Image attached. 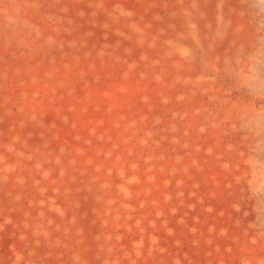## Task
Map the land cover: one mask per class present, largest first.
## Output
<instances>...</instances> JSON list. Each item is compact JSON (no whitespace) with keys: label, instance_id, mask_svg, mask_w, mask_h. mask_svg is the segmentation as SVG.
I'll use <instances>...</instances> for the list:
<instances>
[{"label":"rangeland","instance_id":"374dc122","mask_svg":"<svg viewBox=\"0 0 264 264\" xmlns=\"http://www.w3.org/2000/svg\"><path fill=\"white\" fill-rule=\"evenodd\" d=\"M71 1H75L76 3ZM93 2L96 9L93 5ZM205 2L207 3L208 6L206 5ZM189 3H191V7L188 6ZM245 4L246 6L244 9L246 11L243 8H242L243 12L242 9L241 11H238L237 21L232 22L229 25L227 24V22H225L220 17H218L215 11H211L208 9L211 5L205 0H192V1L190 0H150V1L149 0H136V1L135 0H113V1L112 0H102V1L101 0H66V1L63 0V2L61 0H48V1L43 0V2L41 3L39 0H21V2L20 0L18 1L0 0V28L2 29V30L0 29V108L4 109L0 113L2 115L5 114V117L3 118H1L0 116V125H1L0 137L1 136L3 137L1 138L2 140L0 139V197L3 196L4 198H6V202H10L9 205L12 204L11 205L12 208L15 207L14 205L15 200L20 199L22 201H26L28 207L35 206L37 207V209L39 208L45 210L39 213H43L48 210L50 217L51 216L53 217V218L51 217L49 228L53 229L54 226L58 225V227H56L58 229H55V232H58L57 234H59L58 236L56 235L57 236V238H55L56 241L54 240L53 237H51L50 239V237L47 236L46 231L44 233L42 229L41 231L39 227H36V225L31 224V221L29 220L30 214L28 213L30 209H27V206L19 210L15 207L12 209L14 217L12 216L9 217L4 214L0 215V220H1L0 235L3 236V238L9 239L7 248L4 250V252H1L0 254L2 256V257L0 256V260H2L3 257H6L8 255L12 256L13 259V255L15 253L21 252L22 256L24 255L23 262L21 264H51V263L52 264H64V263L83 264L82 262L86 264L87 261L89 260L87 258H89L90 256H94L93 259H98L101 264H122V262H124V264L126 263L131 264L132 262H135L134 260H136V256L139 254L138 250L140 249V247L136 249L137 240L143 241L145 239V243L151 240V244H152L151 246L154 247L151 249L155 250V252H152V254L156 253L155 254L156 258L154 257L149 258L147 256V264H150L151 262H155L156 264H161V263L162 264H200V263L212 264L213 261H217L218 258H223L226 264H236V263L239 264L240 255H241L239 254L241 252V250L239 251V249L241 246H243L242 243H240L239 245L235 244L234 247H236V250L234 251L230 248H227V245L224 244L225 241L220 239L221 235L223 234L226 238H231L232 234H234L235 232L237 236L238 235L237 233L239 231L240 234H243V232L244 234H247L251 230H254L256 233L258 232L261 235L260 232L264 228V212H262L264 211V201H263L264 200V142L262 140H258L256 137L257 136V134H255V129L257 128L256 125L245 120L246 118H244V115L242 113H239L234 108L235 106H232V102H238L242 106L248 107L254 115H258V116L264 115V107H263L264 95H261L264 92L262 90L264 89L262 87L263 85H258L259 87L248 85L242 79V75L244 72H248L249 74L254 73V69L249 64V60L251 56L249 54L250 52L252 53L251 48L255 41L254 39L256 34L254 33L256 31V27L253 24L254 23L253 12H255V10L252 9L253 7H250L248 2H245ZM48 5L50 7H48ZM59 5H61V7ZM66 5H69L70 7ZM18 7L20 9H18ZM65 8L68 10H66ZM210 8L212 9V7ZM86 9H88V11ZM69 14L72 16L70 17ZM165 17H167L168 19L167 18L165 19ZM186 17L188 21L186 20ZM148 22H150V24ZM181 24L184 26H182ZM76 25L80 27H77ZM236 25L239 27L238 29ZM227 26H231V27H227ZM169 27H171L172 29ZM161 29H163L164 31ZM240 29H242L241 32H239ZM74 30H76V32ZM192 30L199 32L197 38L198 40H201V44L198 45L196 39L192 37L191 35ZM82 31H84L85 33ZM82 33L83 36L81 35ZM94 36L95 39L93 38ZM231 39L234 41V43ZM163 45L166 46L164 47ZM145 47L147 49H144ZM141 48L143 49V51ZM42 49L43 51H41ZM219 49H223V50H219ZM111 51L113 53H111ZM158 53H160L161 55ZM85 56L88 58H86ZM97 62H99L100 65ZM241 62H243L246 68L240 65ZM90 63L92 64L90 65ZM110 71L111 74H108ZM93 73L95 74L93 75ZM89 85L91 86L87 87ZM104 85L105 87H103ZM159 85L161 86L162 89L160 88ZM110 86L111 88L115 86L113 87V89H116V91H118L119 93L121 92L120 94H122L126 90V92L124 93L126 97L124 98V102L122 104L123 106L125 105L126 107L124 116L121 115L120 111H123L121 108L120 111L117 110L118 112H114L113 116H111L109 114V112L112 110L111 109L112 107H110L111 104L109 102L108 103L105 102L104 105L102 106L106 108L105 111L103 108H101V110H97L96 112L94 111L91 112L92 114L89 113V120L91 119L90 120L91 122L92 121L96 122L95 125L93 123L91 124V122L90 124L88 123L84 124L83 121H80L77 118H75V112L78 111L77 110L78 104L81 103L87 104L88 102H90V99L93 98V95L91 94L95 93L98 90H102L103 88ZM151 86H153L154 88H152ZM180 90H182V92H180ZM73 91L76 92L73 93ZM141 91L142 93H140ZM47 92L49 94H46ZM150 97H152V99ZM62 100L65 101L63 102ZM107 100L108 99H106L105 101ZM75 102L77 103L75 104ZM35 103L41 104L42 111L34 112L32 107L31 108L29 107V106H34ZM55 109H57L58 112L60 111L58 119L52 117L54 115L53 111ZM183 115H184V119H183ZM70 117L74 118L73 121L72 118ZM12 118H14L15 120L12 121ZM123 120L126 121L127 123L125 122L126 123L125 124ZM5 122L6 124L8 122L13 123V124L10 123L13 126L12 127L13 130L5 126L6 125ZM37 122L39 125L37 124ZM101 122H105V124L108 126L107 128L108 131L106 128H103L101 126ZM119 122L122 124V126L121 125L120 126L123 128L118 126ZM196 124H198L199 126ZM27 129H29V131ZM101 130H103L102 133L99 132ZM127 134H129L130 136ZM100 139L104 140L103 141L105 143V144L103 143L104 146L101 145V142L99 141ZM61 140H63L64 142ZM95 144H97V146ZM110 145L111 148H109ZM127 145L129 146L127 147ZM119 150L120 152H118ZM51 151L53 153H51ZM115 153L117 154L115 155ZM87 155H89L91 158ZM178 156L181 157L179 158ZM200 156L204 158H201ZM87 158L90 159L86 160ZM72 160L74 163L72 162ZM120 160H122V162ZM19 161L20 164L21 162L24 161L23 163L25 164V166L23 167L20 166ZM168 161L169 163H167ZM196 163L198 164L196 165ZM86 164L89 165L87 166ZM144 164L147 167H145ZM155 164L156 166L154 167ZM43 165H45L46 167ZM34 166L35 168H39V170L42 172L41 175L39 176L41 181L39 180L38 182H36L35 180L32 179V175L30 171ZM47 166L50 168H48ZM171 167L173 169H171ZM93 169L95 171H93ZM63 172H68V173H63ZM144 172L147 173L148 176L144 174ZM172 175L173 177H171ZM55 177H57V179L58 178L60 179L57 180ZM12 180L16 181L18 186H16L15 184L13 185ZM63 181L65 182L66 185L63 184ZM127 183L132 185L130 191L124 189ZM152 183H154V185ZM40 185L45 187L48 185L47 189L49 190V193L51 195L55 194L54 196L58 200L59 204L60 205L62 204V206L57 209L56 213L55 212L51 213L52 210L48 208H44V206L43 207L38 206L40 205L38 203V196L40 194L38 195V193L41 191V187H42ZM36 186L38 189L36 188ZM151 186L153 189H151ZM63 187H65V189ZM128 187L130 186L128 185ZM102 189H106L107 191ZM147 193H149L150 195ZM142 196L144 197V199ZM122 198L124 199L122 200ZM220 198L222 199V201ZM258 200L261 203H259ZM128 207L134 209L137 208L135 209V212L132 213L133 215L135 214V217L133 216L127 217L125 218L126 220L124 222H129L133 226H137L139 223H141L140 225H143L144 227H146L147 230H149L144 237L137 236L134 239V237L131 236V233L135 231L130 232L129 229H127L122 225V222L124 220L123 219L124 217L122 218L123 216L122 213L124 210H129ZM88 213L89 215H87ZM73 214L75 217L73 216ZM225 215L226 216L229 215V216L226 217ZM22 217L23 220L25 219L24 221L22 220ZM253 219H255V221ZM21 220L22 222H20ZM82 221H86V223L89 222L91 224L90 227H87L86 225L84 226ZM81 223L82 226L80 225ZM218 228H220L221 230L219 231ZM233 229L235 232H233ZM134 234L136 235L137 233ZM23 235L24 237H22ZM62 235L63 237H60ZM1 236L0 239L2 240ZM22 238L23 240H21ZM33 239L34 241H32ZM29 243L32 244L30 245ZM129 243L130 246L128 245ZM34 247H36V249H34ZM17 249L20 250L18 251ZM35 251L37 254L35 253ZM82 254H83V258H82ZM109 255L112 256L110 257ZM73 260H75V262ZM173 260L175 262H173ZM50 261L52 262L49 263ZM11 264H17V262L16 261L14 262V260H12Z\"/></svg>","mask_w":264,"mask_h":264},{"label":"bare ground","instance_id":"6f19581e","mask_svg":"<svg viewBox=\"0 0 264 264\" xmlns=\"http://www.w3.org/2000/svg\"><path fill=\"white\" fill-rule=\"evenodd\" d=\"M18 1V0H17ZM40 1V3L41 2H43V0H39ZM48 1V0H47ZM62 2H63V0H61ZM66 1V0H65ZM102 1V0H101ZM113 1V0H112ZM136 1V0H135ZM150 1V0H149ZM190 1H192V0H190ZM205 1H207L211 6L210 7H212V9L209 7L208 9L209 10H211V11H215L217 14V16L218 17H220L222 20H224L225 22H227V24H231L232 22H235V21H237V19H238V16H237V12L238 11H241V9L243 8H245V6H246V4H245V2H248L249 3V5H250V7H253L252 9H254L255 10V12H253V16H254V25H255V27H256V31L254 32V33H256L255 34V41H254V43H253V46H252V53L250 52V54L249 55H251L250 56V60H249V64L252 66V68L254 69V73L253 74H249L248 72H244L243 73V75H242V79H243V81L246 83V84H248V85H252V86H258V85H263L262 87L264 88V0H205ZM20 2H21V0H20ZM25 2V1H24ZM52 2H54V1H52ZM71 2H75V1H71ZM88 2V1H87ZM91 2V1H90ZM106 2V1H105ZM119 2V1H118ZM126 2V1H125ZM175 2V1H174ZM179 2V1H178ZM211 2H212V4H211ZM50 3V2H49ZM49 3H47V4H49ZM76 3V2H75ZM74 3V4H75ZM81 3V2H80ZM99 3V2H98ZM117 3V2H116ZM128 3V2H127ZM148 3V2H147ZM206 3V2H205ZM53 4V3H52ZM78 4H79V2H78ZM82 4V3H81ZM126 4V3H125ZM131 4V3H130ZM136 4V3H135ZM178 4V3H177ZM38 5V4H37ZM54 5V4H53ZM56 5H57V3H56ZM63 5V4H62ZM93 5H94V2H93ZM138 5V4H137ZM201 5V4H200ZM206 5H207V3H206ZM205 5V6H206ZM60 7H61V5H59ZM66 6H69V5H66ZM72 6V5H71ZM105 6V5H104ZM120 6V5H119ZM142 6V5H141ZM180 6V5H179ZM183 6V5H182ZM188 6H190L191 7V3H189L188 4ZM208 6V5H207ZM48 7H50L49 5H48ZM47 7V8H48ZM56 7V6H55ZM58 7V6H57ZM70 7V6H69ZM88 7V6H87ZM94 7H95V5H94ZM106 7H107V5H106ZM131 7H133V6H131ZM149 7V6H148ZM167 7V6H166ZM186 7V6H185ZM26 8V7H25ZM44 8V7H43ZM42 8V9H43ZM52 8V7H51ZM68 8V7H67ZM81 8V7H80ZM130 8V7H129ZM197 8V7H196ZM202 8V7H201ZM201 8H200V10H201ZM2 9V8H1ZM18 9H20L19 7H18ZM56 9V8H55ZM66 9V8H65ZM69 9V8H68ZM68 9H66V10H68ZM76 9H77V7H76ZM95 9H96V7H95ZM101 9V8H100ZM111 9V8H110ZM140 9V8H139ZM148 9V8H147ZM150 9V8H149ZM169 9V8H168ZM186 9V8H185ZM185 9H184V11H185ZM243 9H242V12H243ZM47 10V9H46ZM45 10V11H46ZM75 10V9H74ZM87 11H88V9H86ZM159 10V9H158ZM158 10H157V12H158ZM160 10H161V8H160ZM180 10V9H179ZM187 10V9H186ZM206 10V9H205ZM245 10V9H244ZM20 11V10H19ZM50 11V10H49ZM84 11V10H83ZM112 11V10H111ZM134 11V10H133ZM246 11V10H245ZM53 12V11H52ZM92 12V11H91ZM135 12V11H134ZM148 12V11H147ZM154 12V11H153ZM162 12V11H161ZM183 12V11H182ZM3 13V12H2ZM23 13H26V12H23ZM72 13V12H71ZM81 13V12H80ZM87 13H89V12H87ZM103 13V12H102ZM173 13V12H172ZM199 13V12H198ZM203 13V12H202ZM208 13V12H207ZM248 13V12H247ZM251 13V12H250ZM28 14V13H27ZM64 14V13H63ZM161 14V13H160ZM197 14V13H196ZM243 14V13H242ZM56 15V14H55ZM60 15V14H59ZM67 15V14H66ZM123 15V14H122ZM158 15V14H157ZM173 15V14H172ZM179 15V14H178ZM214 15V14H213ZM245 15V14H244ZM251 15V14H250ZM69 16L71 17L72 15H70L69 14ZM133 16V15H132ZM170 16H171V14H170ZM203 16V15H202ZM34 17H35V15H34ZM40 17H42V16H40ZM69 17V18H70ZM79 17V16H78ZM162 17V16H161ZM205 17V16H204ZM73 18H74V16H73ZM72 18V19H73ZM139 18V17H138ZM155 18V17H154ZM167 17H165V19H166ZM174 18V17H173ZM208 18H209V16H208ZM207 18V19H208ZM243 18V17H242ZM241 18V19H242ZM124 19V18H123ZM134 19V18H133ZM159 19H160V17H159ZM168 19V18H167ZM175 19V18H174ZM190 19H193V18H190ZM214 19V18H213ZM42 20V19H41ZM45 20H46V18H45ZM53 20V19H52ZM118 20V19H117ZM131 20V19H130ZM141 20H142V18H141ZM170 20V19H169ZM180 20V19H179ZM186 20H187V17H186ZM240 20V19H239ZM68 21V20H67ZM145 21V20H144ZM143 21V22H144ZM161 21V20H160ZM173 21V20H172ZM188 21V20H187ZM37 22V21H36ZM57 22V21H56ZM73 22V21H72ZM106 22V21H105ZM141 22V21H140ZM165 22V21H164ZM176 22V21H175ZM178 22V21H177ZM193 22H195V21H193ZM50 23V22H49ZM61 23V22H60ZM127 23V22H126ZM138 23V22H137ZM142 23V22H141ZM149 24H150V22H148ZM172 23V22H171ZM208 23V22H207ZM214 23V22H213ZM13 24V23H12ZM38 24V23H37ZM51 24V23H50ZM56 24V23H55ZM65 24H66V22H65ZM76 24H78V23H76ZM176 24V23H175ZM216 24V23H215ZM223 24V23H222ZM15 25V24H14ZM23 25V24H22ZM43 25V24H42ZM64 25V24H63ZM172 25V24H171ZM182 25V24H181ZM201 25V24H200ZM240 25V24H239ZM67 26V25H66ZM73 26V25H72ZM77 26V25H76ZM149 26V25H148ZM165 26V25H164ZM182 26H184V25H182ZM237 26V25H236ZM253 26V25H252ZM77 27H80V26H77ZM142 27V26H141ZM144 27V26H143ZM150 27V26H149ZM223 27V26H222ZM227 27H231V26H227ZM243 27V26H242ZM5 28V27H4ZM67 28V27H66ZM100 28V27H99ZM103 28V27H102ZM114 28V27H113ZM145 28V27H144ZM153 28V27H152ZM158 28V27H157ZM160 28V27H159ZM169 28H171V27H169ZM193 28H195V27H193ZM239 27L237 26V29H238ZM254 28V27H253ZM1 29V28H0ZM15 29V28H14ZM41 29V28H40ZM45 29V28H44ZM48 29V28H47ZM60 29V28H59ZM79 29V28H78ZM80 29H82V28H80ZM85 29V28H84ZM141 29V28H140ZM148 29V28H147ZM172 29V28H171ZM188 29V28H187ZM218 29V28H217ZM255 29V28H254ZM2 30V29H1ZM149 30V29H148ZM161 30H163V29H161ZM248 30V29H247ZM246 30V31H247ZM23 31V30H22ZM51 31V30H50ZM75 32H76V30H74ZM73 31V32H74ZM104 31V30H103ZM153 31V30H152ZM156 31V30H155ZM159 31V30H158ZM164 31V30H163ZM177 31V30H176ZM179 31V30H178ZM242 31V29H240L239 30V32H241ZM28 32V31H27ZM43 32V31H42ZM72 32V33H73ZM80 32V31H79ZM82 32H84V31H82ZM94 32V31H93ZM120 32V31H119ZM127 32V31H126ZM136 32V31H135ZM145 32V31H144ZM238 32V33H239ZM12 33V32H11ZM15 33H16V31H15ZM85 33V32H84ZM121 33V32H120ZM123 33V32H122ZM125 33V32H124ZM143 33V32H142ZM152 33V32H151ZM173 33V32H172ZM177 33V32H176ZM198 33L199 32H196L195 30L193 31L192 30V32H191V35H192V37L194 38V39H196V41H197V43H198V45L199 44H201V40H198V38H197V35H198ZM219 33V32H218ZM229 33V32H228ZM6 34V33H5ZM42 34V33H41ZM135 34V33H134ZM208 34V33H207ZM213 34V33H212ZM54 35V34H53ZM76 35V34H75ZM82 36H83V33L81 34ZM86 35V34H85ZM93 35V34H92ZM119 35V34H118ZM154 35V34H153ZM188 35V34H187ZM231 35V34H230ZM229 35V36H230ZM240 35V34H239ZM9 36V35H8ZM55 36V35H54ZM63 36V35H62ZM72 36H74V35H72ZM78 36V35H77ZM81 36V37H82ZM112 36H114V35H112ZM129 36V35H128ZM176 36V35H175ZM205 36V35H204ZM153 37V36H152ZM200 37V36H199ZM254 37V36H253ZM83 38V37H82ZM94 39H95V36L93 37ZM107 38V37H106ZM116 38V37H115ZM181 38V37H180ZM190 38V37H189ZM192 38V39H193ZM241 38H242V36H241ZM19 39V38H18ZM29 39H30V37H29ZM128 39H130V38H128ZM152 39V38H151ZM166 39V38H165ZM175 39V38H174ZM211 39V38H210ZM222 39V38H221ZM220 39V40H221ZM227 39V38H226ZM60 40V39H59ZM69 40V39H68ZM77 40V39H76ZM106 40V39H105ZM150 40V39H149ZM167 40V39H166ZM232 40V39H231ZM35 41V40H34ZM79 41V40H78ZM91 41V40H90ZM118 41V40H117ZM127 41H129V40H127ZM139 41V40H138ZM154 41V40H153ZM233 41V40H232ZM245 41V40H244ZM6 42V41H5ZM38 42H39V40H38ZM87 42V41H86ZM95 42H96V40H95ZM98 42V41H97ZM105 42V41H104ZM110 42V41H109ZM156 42V41H155ZM17 43V42H16ZM15 43V44H16ZM76 43H77V41H76ZM103 43V42H102ZM127 43V42H126ZM130 43V42H129ZM164 43V42H163ZM193 43V42H192ZM223 43H224V40H223ZM233 43H234V41H233ZM237 43V42H236ZM29 44V43H28ZM27 44V45H28ZM40 44V43H39ZM143 44V43H142ZM184 44V43H183ZM71 45V44H70ZM116 45H117V43H116ZM132 45V44H131ZM244 45H245V42H244ZM37 46V45H36ZM137 46V45H136ZM156 46V45H155ZM154 46V47H155ZM161 46V45H160ZM164 46V45H163ZM166 46V45H165ZM164 46V47H165ZM188 46V45H187ZM213 46V45H212ZM219 46H221V45H219ZM238 46V45H237ZM8 47V46H7ZM134 47V46H133ZM138 47V46H137ZM170 47V46H169ZM209 47V46H208ZM37 48V47H36ZM46 48V47H45ZM74 48V47H73ZM83 48V47H82ZM105 48H107V47H105ZM163 48V47H162ZM227 48V47H226ZM229 48V47H228ZM239 48V47H238ZM12 49V48H11ZM51 49V48H50ZM87 49H88V47H87ZM96 49V48H95ZM134 49V48H133ZM142 49V48H141ZM141 49H140V52H141ZM144 49H147L146 47L144 48ZM150 49V48H149ZM148 49V50H149ZM168 49V48H167ZM241 49V48H240ZM21 50V49H20ZM28 50V49H27ZM48 50V49H47ZM86 50V49H85ZM90 50H92V49H90ZM105 50V49H104ZM128 50V49H127ZM160 50H161V48H160ZM165 50V49H164ZM215 50H216V48H215ZM214 50V51H215ZM219 50H223V49H219ZM218 50V51H219ZM229 50V49H228ZM26 51V50H25ZM41 51H43V49L41 50ZM68 51V50H67ZM108 51H110V50H108ZM142 51H143V49H142ZM156 51H157V49H156ZM156 51H154V52H156ZM193 51V50H192ZM206 51V50H205ZM241 51V50H240ZM20 52V51H19ZM63 52V51H62ZM71 52V51H70ZM73 52V51H72ZM97 52V51H96ZM125 52V51H124ZM129 52V51H128ZM136 52V51H135ZM152 52V51H151ZM153 52V53H154ZM234 52V51H233ZM232 52V53H233ZM40 53V52H39ZM50 53V52H49ZM54 53V52H53ZM52 53V54H53ZM57 53V52H56ZM55 53V54H56ZM60 53V52H59ZM88 53V52H87ZM111 53H113L112 51H111ZM115 53V52H114ZM162 53H163V51H162ZM207 53V52H206ZM215 53V52H214ZM106 54V53H105ZM127 54H129V53H127ZM135 54V53H134ZM158 54H160V53H158ZM168 54H171V53H168ZM176 54V53H175ZM5 55V54H4ZM28 55V54H27ZM85 55V54H84ZM110 55V54H109ZM161 55V54H160ZM173 55V54H172ZM207 55V54H206ZM221 55V54H220ZM228 55V54H227ZM248 55V56H249ZM69 56V55H68ZM75 56V55H74ZM78 56V55H77ZM83 56V55H82ZM89 56V55H88ZM190 56V55H189ZM225 56V55H224ZM84 57V56H83ZM86 57V56H85ZM101 57H103V56H101ZM133 57V56H132ZM142 57V56H141ZM148 57V56H147ZM236 57V56H235ZM31 58V57H30ZM63 58V57H62ZM73 58V57H72ZM86 58H88V57H86ZM92 58V57H91ZM130 58H131V56H130ZM140 58V57H139ZM150 58V57H149ZM156 58V57H155ZM159 58V57H158ZM224 58V57H223ZM44 59V58H43ZM65 59V58H64ZM71 59V58H70ZM75 59V58H74ZM109 59V58H108ZM118 59V58H117ZM142 59V58H141ZM229 59V58H228ZM84 60V59H83ZM99 60V59H98ZM116 60V59H115ZM127 60V59H126ZM126 60H125V62H126ZM133 60V59H132ZM132 60H130V61H132ZM137 60V59H136ZM144 60V59H143ZM161 60V59H160ZM180 60V59H179ZM182 60V59H181ZM203 60V59H202ZM201 60V61H202ZM246 60V59H245ZM77 61V60H76ZM86 61V60H85ZM92 61V60H91ZM121 61V60H120ZM156 61V60H155ZM231 61V60H230ZM233 61V60H232ZM35 62V61H34ZM106 62V61H105ZM104 62V63H105ZM122 62H124V61H122ZM137 62V61H136ZM142 62V61H141ZM152 62H154V61H152ZM38 63V62H37ZM53 63V62H52ZM88 63V62H87ZM99 65H100V63L99 62H97ZM113 63V62H112ZM161 63V62H160ZM174 63V62H173ZM186 63V62H185ZM207 63V62H206ZM35 64V63H34ZM49 64V63H48ZM76 64V63H75ZM84 64V63H83ZM82 64V65H83ZM92 63H90V65H91ZM107 64V63H106ZM162 64H164V63H162ZM169 64V63H168ZM214 64V63H213ZM248 64V63H247ZM77 65V64H76ZM87 65V64H86ZM124 65H126V64H124ZM131 65H132V63H131ZM148 65V64H147ZM158 65V64H157ZM183 65V64H182ZM185 65V64H184ZM204 65V64H203ZM210 65V64H209ZM215 65V64H214ZM223 65V64H222ZM240 65L242 66V67H244V68H246L245 67V65L243 64V62H241L240 63ZM39 66V65H38ZM97 66V65H96ZM138 66V65H137ZM152 66V65H151ZM177 66V65H176ZM74 67V66H73ZM81 67V66H80ZM83 67V66H82ZM106 67H108V66H106ZM118 67V66H117ZM129 67V66H128ZM136 67V66H135ZM139 67V66H138ZM145 67V66H144ZM150 67V66H149ZM159 67H161V66H159ZM159 67H157V68H159ZM41 68V67H40ZM60 68V67H59ZM96 68V67H95ZM98 68H99V66H98ZM111 68V67H110ZM113 68V67H112ZM116 68V67H115ZM130 68V67H129ZM188 68V67H187ZM18 69V68H17ZM39 69V68H38ZM37 69V70H38ZM137 69V68H136ZM151 69V68H150ZM155 69V68H154ZM164 69V68H163ZM191 69V68H190ZM234 69V68H233ZM77 70H78V68H77ZM89 70V69H88ZM112 70V69H111ZM133 70H135V69H133ZM147 70H149V69H147ZM146 70V71H147ZM213 70V69H212ZM219 70V69H218ZM107 71H109V70H107ZM196 71H197V69H196ZM251 71V70H250ZM15 72V71H14ZM35 72V71H34ZM74 72V71H73ZM76 72V71H75ZM79 72V71H78ZM92 72V71H91ZM122 72V71H121ZM126 72V71H125ZM129 72V71H128ZM133 72V71H132ZM153 72V71H152ZM186 72V71H185ZM88 73V72H87ZM163 73V72H162ZM177 73V72H176ZM189 73V72H188ZM218 73H219V71H218ZM39 74H41V73H39ZM75 74V73H74ZM95 73H93V75H94ZM108 74H111V71L108 73ZM122 74V73H121ZM127 74V73H126ZM132 74V73H131ZM155 74V73H154ZM231 74V73H230ZM235 74V73H234ZM89 75V74H88ZM88 75H87V77H88ZM92 75V74H91ZM128 75V74H127ZM197 75V74H196ZM195 75V76H196ZM228 75V74H227ZM136 76V75H135ZM144 76V75H143ZM153 76V75H152ZM171 76V75H170ZM201 76V75H200ZM4 77H5V75H4ZM74 77V76H73ZM76 77V76H75ZM96 77H98V76H96ZM95 77V78H96ZM117 77V76H116ZM115 77V78H116ZM146 77V76H145ZM155 77V76H154ZM227 77V76H226ZM34 78V77H33ZM49 78V77H48ZM57 78V77H56ZM70 78V77H69ZM90 78V77H89ZM114 78V79H115ZM122 78H124V77H122ZM132 78V77H131ZM153 78V77H152ZM181 78V77H180ZM191 78V77H190ZM208 78V77H207ZM223 78V77H222ZM239 78V77H238ZM47 79V78H46ZM100 79H101V77H100ZM125 79H127V78H125ZM138 79V78H137ZM172 79V78H171ZM52 80V79H51ZM83 80V79H82ZM88 80V79H87ZM94 80V79H93ZM97 80V79H96ZM104 80H106V79H104ZM119 80V79H118ZM131 80H133V79H131ZM181 80V79H180ZM185 80V79H184ZM39 81V80H38ZM72 81V80H71ZM76 81V80H75ZM79 81V80H78ZM92 81V80H91ZM128 81V80H127ZM160 81V80H159ZM167 81V80H166ZM206 81H208V80H206ZM47 82V81H46ZM45 82V83H46ZM103 82V81H102ZM170 82V81H169ZM237 82H238V80H237ZM40 83V82H39ZM52 83V82H51ZM84 83V82H83ZM104 83H105V81H104ZM110 83V82H109ZM122 83V82H121ZM120 83V84H121ZM128 83V82H127ZM199 83V82H198ZM14 84V83H13ZM12 84V85H13ZM36 84V83H35ZM93 84V83H92ZM123 84V83H122ZM130 84H132V83H130ZM138 84V83H137ZM143 84V83H142ZM155 84V83H154ZM174 84V83H173ZM184 84H186V83H184ZM204 84H205V82H204ZM213 84V83H212ZM211 84V85H212ZM238 84V83H237ZM34 85V84H33ZM48 85V84H47ZM78 85V84H77ZM86 85V84H85ZM97 85V84H96ZM165 85V84H164ZM171 85V84H170ZM176 85V84H175ZM203 85V84H202ZM220 85V84H219ZM7 86V85H6ZM91 85H89V86H87V87H90ZM100 86H101V84H100ZM108 86V85H107ZM121 86V85H120ZM127 86V85H126ZM129 86V85H128ZM153 86H155V85H153ZM153 86H151L152 88H154ZM160 86V85H159ZM208 86V85H207ZM237 86V85H236ZM35 87H37V86H35ZM45 87V86H44ZM53 87H54V85H53ZM95 87H97V86H95ZM103 87H105V85L103 86ZM113 87H115V86H113ZM113 87L111 88V86L110 87H106V88H103L102 90H98V91H96L95 93H93V94H91V95H93V98L92 99H90V102H88L87 104H84V103H81V104H78V108H77V110L78 111H76L75 112V118H77L78 120H80V121H83V123L84 124H86V123H88V124H90V120H89V113H91V112H96L97 110H101V108H103L104 109V111L106 110V108L105 107H102L103 105H104V103L105 102H109L110 104H111V106L110 107H112L111 109V111L109 112V114L111 115V116H113V114H114V112H118V111H120V108L124 111H120L121 112V115H125V105L123 106L122 104H123V102H124V98L126 97V95L124 94L125 92H126V90H125V92H123L122 94H120L118 91H116V89H113ZM157 87V86H156ZM155 87V88H156ZM166 87V86H165ZM168 87H170V86H168ZM219 87V86H218ZM259 87V86H258ZM48 88V87H47ZM61 88V87H60ZM65 88V87H64ZM68 88V87H67ZM85 88V87H84ZM122 88H123V86H122ZM126 88V87H125ZM137 88V87H136ZM146 88V87H145ZM160 88H161V86H160ZM159 88V89H160ZM180 88H181V86H180ZM216 88V87H215ZM221 88V87H220ZM226 88V87H225ZM62 89V88H61ZM66 89V88H65ZM162 89V88H161ZM188 89V88H187ZM197 89V88H196ZM238 89V88H237ZM26 90V89H25ZM30 90V89H29ZM37 90V89H36ZM53 90V89H52ZM57 90V89H56ZM80 90V89H79ZM83 90V89H82ZM105 90H106V92H105ZM119 90V89H118ZM122 90V89H121ZM132 90V89H131ZM183 90V89H182ZM182 90H180V92H182ZM216 90V89H215ZM246 90H247V88H246ZM263 91H264V89H262ZM261 90V91H262ZM22 91V90H21ZM55 91V90H54ZM63 91V90H62ZM65 91V90H64ZM177 91V90H176ZM194 91V90H193ZM221 91V90H220ZM74 92H76V91H73V93ZM131 92V91H130ZM150 92V91H149ZM165 92V91H164ZM164 92H162V93H164ZM184 92H185V90H184ZM209 92V91H208ZM2 93H4V92H2ZM63 93V92H62ZM132 93V92H131ZM140 93H142V91L140 92ZM139 93V94H140ZM144 93V92H143ZM147 93V92H146ZM159 93H160V91H159ZM193 93H195V92H193ZM202 93V92H201ZM207 93V92H206ZM215 93V92H214ZM248 93H250V92H248ZM46 94H49L48 92L46 93ZM58 94V93H57ZM60 94V93H59ZM64 94V93H63ZM79 94V93H78ZM126 94H128V93H126ZM154 94H156V93H154ZM183 94V93H182ZM181 94V95H182ZM218 94V93H217ZM24 95V94H23ZM45 95V94H44ZM67 95V94H66ZM73 95V94H72ZM131 95V94H130ZM179 95V94H178ZM190 95V94H189ZM204 95V94H203ZM215 95V94H214ZM227 95V94H226ZM229 95V94H228ZM261 95H264V92L261 94ZM21 96V95H20ZM47 96V95H46ZM49 96V95H48ZM60 96H63V95H60ZM68 96V95H67ZM78 96V95H77ZM90 96V95H89ZM129 96V95H128ZM127 96V97H128ZM135 96V95H134ZM152 96V95H151ZM180 96V95H179ZM192 96V95H191ZM245 96V95H244ZM41 97V96H40ZM75 97V96H74ZM138 97V96H137ZM193 97V96H192ZM191 97V98H192ZM243 97V96H242ZM19 98V97H18ZM71 98H72V96H71ZM81 98V97H80ZM151 99H152V97H150ZM154 98V97H153ZM159 98H160V96H159ZM167 98H169V97H167ZM175 98V97H174ZM188 98V97H187ZM231 98V97H230ZM257 98H259V97H257ZM17 99V98H16ZM82 99V98H81ZM106 99H108L107 101H105ZM139 99H141V98H139ZM170 99H171V97H170ZM254 99V98H253ZM24 100V99H23ZM56 100V99H55ZM75 100V99H74ZM134 100V99H133ZM138 100V99H137ZM161 100V99H160ZM188 100V99H187ZM203 100V99H202ZM22 101V100H21ZM36 101V100H35ZM63 102L65 101V100H62ZM68 101V100H67ZM149 101V100H148ZM152 101H154V100H152ZM158 101V100H157ZM162 101V100H161ZM258 101V100H257ZM261 101V100H260ZM60 102V101H59ZM78 102V101H77ZM77 102H75V104L77 103ZM81 102V101H80ZM84 102V101H83ZM135 102V101H134ZM174 102V101H173ZM256 102V101H255ZM23 103V102H22ZM22 103H20V104H22ZM53 103V102H52ZM67 103V102H66ZM136 103V102H135ZM159 103V102H158ZM263 103V102H262ZM20 104H19V106H20ZM63 104V103H62ZM65 104V103H64ZM146 104V103H145ZM155 104V103H154ZM164 104V103H163ZM204 104H205V102H204ZM7 105V104H6ZM5 105V106H6ZM14 105H16V104H14ZM34 105V104H33ZM135 105V104H134ZM211 105V104H210ZM260 105V104H259ZM73 106V105H72ZM106 106V105H105ZM131 106V105H130ZM226 106V105H225ZM232 106H235L234 108L239 112V113H242L243 115H244V118H246L245 120H247L248 122H250V123H252V124H255L256 125V129H255V134H257V139L258 140H262L263 142H264V115H260V116H258V115H254L253 113H252V111L248 108V107H245V106H242L240 103H238V102H232ZM256 106V105H255ZM30 108L32 107V109H33V111L34 112H40V111H42V106H41V104L40 103H35V105L34 106H29ZM45 107V106H44ZM132 107V106H131ZM188 107V106H187ZM264 107V106H263ZM66 108V107H65ZM108 108V107H107ZM191 108V107H190ZM259 108V107H258ZM19 109V108H18ZM207 109V108H206ZM254 109V108H253ZM2 110H4V109H2V108H0V112L2 111ZM23 110V109H22ZM29 110V109H28ZM61 110H62V108H61ZM66 110V109H65ZM118 110V111H117ZM167 110V109H166ZM190 110V109H189ZM212 110V109H211ZM223 110V109H222ZM7 111V110H6ZM11 111V110H10ZM19 111V110H18ZM47 111V110H46ZM63 111H64V109H63ZM103 111V110H102ZM142 111V110H141ZM150 111V110H149ZM209 111V110H208ZM224 111V110H223ZM12 112V111H11ZM44 112V111H43ZM60 112V111H59ZM59 112H58V110L57 109H55L54 111H53V113H54V115L52 116L53 118H55V119H58L59 118ZM72 112V111H71ZM131 112V111H130ZM188 112V111H187ZM215 112V111H214ZM253 112H255V111H253ZM4 113V112H3ZM26 113V112H25ZM31 113H32V111H31ZM73 113V112H72ZM104 113V112H103ZM142 113V112H141ZM173 113V112H172ZM171 113V114H172ZM182 113V112H181ZM203 113V112H202ZM258 113V112H257ZM46 114V113H45ZM71 114V113H70ZM92 114V113H91ZM133 114V113H132ZM135 114H136V112H135ZM140 114V113H139ZM138 114V115H139ZM175 114V113H174ZM7 115H9V114H7ZM39 115V114H38ZM224 115V114H223ZM0 116H1V118H3V117H5V114H1L0 113ZM11 116V115H10ZM26 116V115H25ZM47 116V115H46ZM66 116V115H65ZM196 116V115H195ZM225 116V115H224ZM30 117V116H29ZM41 117V116H40ZM121 117V116H120ZM140 117V116H139ZM176 117V116H175ZM180 117V116H179ZM197 117H198V115H197ZM233 117V116H232ZM235 117V116H234ZM23 118V117H22ZM44 118V117H43ZM70 118H72V117H70ZM91 118V117H90ZM117 118V117H116ZM166 118V117H165ZM69 119V118H68ZM73 119L74 118H72V121H73ZM98 119V118H97ZM129 119V118H128ZM183 119H184V115H183ZM190 119V118H189ZM188 119V120H189ZM195 119V118H194ZM197 119V118H196ZM199 119V118H198ZM13 120H15L14 118H12V121ZM115 120V119H114ZM180 120V119H179ZM187 120V121H188ZM217 120H218V117H217ZM11 121V122H12ZM65 121V120H64ZM79 121V122H80ZM124 121V120H123ZM194 121V120H193ZM204 121V120H203ZM223 121V120H222ZM232 121V120H231ZM230 121V122H231ZM236 121V120H235ZM11 122H8L7 124H6V122H5V126H7V127H9V128H11V130H13L12 129V125L11 124H13V123H11ZM22 122V121H21ZM29 122V121H28ZM35 122V121H34ZM42 122V121H41ZM99 122V121H98ZM126 121H124V123H125ZM131 122V121H130ZM173 122V121H172ZM182 122V121H181ZM11 123V124H10ZM20 123V122H19ZM49 123V122H48ZM71 123V122H70ZM77 123V122H76ZM83 123H81V124H83ZM96 124V122H94V121H92L91 122V124ZM100 123V122H99ZM104 123V124H103ZM127 123V122H126ZM125 123V124H126ZM167 123H168V121H167ZM199 123V122H198ZM229 123V122H228ZM242 123V122H241ZM28 124V123H27ZM37 124H38V122H37ZM50 124V123H49ZM134 124H136V123H134ZM166 124V123H165ZM177 124V123H176ZM195 124V123H194ZM217 124H218V122H217ZM2 125H3V123H2ZM29 125V124H28ZM34 125V124H33ZM39 125V124H38ZM44 125H46V124H44ZM122 126V124L119 122V127H121ZM141 125V124H140ZM146 125V124H145ZM168 125V124H167ZM172 125V124H171ZM180 125V124H179ZM188 125V124H187ZM186 125V126H187ZM191 125V124H190ZM196 125H198V124H196ZM235 125V124H234ZM1 126V125H0ZM49 126V125H48ZM77 126H78V124H77ZM101 126L103 127V128H108V126L105 124V122H101ZM127 126V125H126ZM133 126V125H132ZM163 126V125H162ZM166 126V125H165ZM199 126V125H198ZM21 127V126H20ZM35 127V126H34ZM42 127V126H41ZM71 127V126H70ZM110 127V126H109ZM114 127H115V125H114ZM139 127V126H138ZM171 127V126H170ZM174 127V126H173ZM185 127V126H184ZM193 127V126H192ZM210 127V126H209ZM1 128V127H0ZM48 128V127H47ZM67 128H68V126H67ZM95 128V127H94ZM121 128H123V127H121ZM150 128V127H149ZM164 128V127H163ZM187 128H189V127H187ZM248 128V127H247ZM255 128V127H254ZM22 129H24V128H22ZM66 129V128H65ZM81 129V128H80ZM84 129V128H83ZM82 129V130H83ZM128 129H129V127H128ZM131 129H132V127H131ZM140 129V128H139ZM172 129V128H171ZM170 129V130H171ZM176 129V128H175ZM214 129V128H213ZM241 129V128H240ZM28 131H29V129H27ZM31 130V129H30ZM48 130H50V129H48ZM47 130V131H48ZM87 130H88V128H87ZM109 130H110V128H109ZM123 130V129H122ZM144 130V129H143ZM206 130V129H205ZM220 130V129H219ZM242 130V129H241ZM50 131H52V130H50ZM54 131V130H53ZM71 131V130H70ZM107 131H108V129H107ZM135 131V130H134ZM137 131V130H136ZM142 131V130H141ZM140 131V132H141ZM145 131V130H144ZM162 131V130H161ZM164 131V130H163ZM176 131V130H175ZM231 131V130H230ZM49 132V131H48ZM79 132V131H78ZM85 132V131H84ZM83 132V133H84ZM88 132V131H87ZM97 132V131H96ZM100 133H102L103 132V130H101V131H99ZM119 132V131H118ZM130 132V131H129ZM133 132V131H132ZM143 132V131H142ZM141 132V133H142ZM146 132H147V130H146ZM166 132V131H165ZM222 132V131H221ZM21 133V132H20ZM57 133V132H56ZM71 133V132H70ZM75 133V132H74ZM86 133V132H85ZM116 133V132H115ZM187 133V132H186ZM17 134V133H16ZM45 134H46V132H45ZM45 134H43V135H45ZM58 134V133H57ZM66 134V133H65ZM69 134V133H68ZM79 134V133H78ZM118 134V133H117ZM143 134V133H142ZM149 134V133H148ZM168 134V133H167ZM189 134V133H188ZM194 134V133H193ZM13 135V134H12ZM38 135H40V134H38ZM64 135V134H63ZM86 135V134H85ZM110 135V134H109ZM127 135H129V134H127ZM132 135V134H131ZM134 135V134H133ZM175 135V134H174ZM179 135V134H178ZM209 135V134H208ZM217 135V134H216ZM5 136V135H4ZM24 136V135H23ZM28 136V135H27ZM48 136V135H47ZM126 136V135H125ZM130 136V135H129ZM147 136V135H146ZM149 136V135H148ZM201 136V135H200ZM227 136V135H226ZM30 137V136H29ZM40 137V136H39ZM55 137V136H54ZM66 137H67V135H66ZM88 137V136H87ZM118 137V136H117ZM132 137V136H131ZM139 137V136H138ZM173 137V136H172ZM175 137H177V136H175ZM179 137H181V136H179ZM183 137V136H182ZM186 137V136H185ZM184 137V138H185ZM230 137V136H229ZM244 137H245V135H244ZM1 138H3L2 136L0 137V139ZM12 138V137H11ZM24 138V137H23ZM41 138V137H40ZM56 138H57V136H56ZM100 138V137H99ZM106 138V137H105ZM122 138V137H121ZM150 138V137H149ZM188 138V137H187ZM196 138V137H195ZM50 139H52V138H50ZM67 139V138H66ZM114 139V138H113ZM118 139V138H117ZM169 139V138H168ZM171 139V138H170ZM176 139V138H175ZM191 139V138H190ZM205 139H206V137H205ZM204 139V140H205ZM209 139V138H208ZM2 140V139H1ZM55 140V139H54ZM70 140V139H69ZM73 140V139H72ZM112 140V139H111ZM125 140V139H124ZM130 140V139H129ZM128 140V141H129ZM182 140V139H181ZM180 140V141H181ZM250 140V139H249ZM25 141V140H24ZM42 141V140H41ZM48 141V140H47ZM50 141V140H49ZM52 141V140H51ZM61 141H63V140H61ZM100 142H101V145H103V141L104 140H102V139H100L99 140ZM105 141H107V140H105ZM168 141V140H167ZM190 141V140H189ZM34 142V141H33ZM53 142V141H52ZM64 142V141H63ZM63 142H61V143H63ZM80 142V141H79ZM109 142V141H108ZM107 142V143H108ZM131 142V141H130ZM138 142V141H137ZM165 142V141H164ZM173 142V141H172ZM179 142V141H178ZM200 142V141H199ZM212 142V141H211ZM40 143V142H39ZM66 143V142H65ZM83 143V142H82ZM95 143V142H94ZM217 143V142H216ZM67 144V143H66ZM105 144V143H104ZM115 144V143H114ZM121 144V143H120ZM133 144V143H132ZM172 144V143H171ZM202 144V143H201ZM231 144V143H230ZM244 144V143H243ZM248 144V143H247ZM5 145V144H4ZM11 145V144H10ZM49 145V144H48ZM51 145V144H50ZM84 145V144H83ZM94 145V144H93ZM92 145V146H93ZM96 146H97V144H95ZM118 145V144H117ZM198 145V144H197ZM206 145V144H205ZM209 145V144H208ZM217 145H219V144H217ZM252 145V144H251ZM52 146V145H51ZM95 146V147H96ZM104 146V145H103ZM126 146V145H125ZM129 145H127V147H128ZM172 146V145H171ZM16 147V146H15ZM18 147V146H17ZM86 147V146H85ZM133 147V146H132ZM150 147V146H149ZM166 147H168V146H166ZM174 147V146H173ZM176 147V146H175ZM190 147H192V146H190ZM200 147V146H199ZM240 147V146H239ZM238 147V148H239ZM26 148V147H25ZM28 148V147H27ZM41 148V147H40ZM46 148V147H45ZM45 148H43V149H45ZM49 148H51V147H49ZM55 148V147H54ZM70 148V147H69ZM82 148V147H81ZM100 148V147H99ZM104 148V147H103ZM109 148H111V145H110V147ZM195 148V147H194ZM206 148V147H205ZM204 148V149H205ZM31 149V148H30ZM78 149V148H77ZM87 149V148H86ZM105 149V148H104ZM123 149V148H122ZM125 149V148H124ZM141 149V148H140ZM149 149V148H148ZM158 149V148H157ZM202 149V148H201ZM20 150V149H19ZM52 150V149H51ZM54 150V149H53ZM70 150V149H69ZM98 150V149H97ZM114 150H116V149H114ZM154 150V149H153ZM167 150V149H166ZM227 150V149H226ZM3 151V150H2ZM43 151V150H42ZM55 151V150H54ZM86 151V150H85ZM99 151V150H98ZM102 151V150H101ZM107 151V150H106ZM147 151V150H146ZM157 151V150H156ZM187 151V150H186ZM200 151V150H199ZM214 151V150H213ZM225 151V150H224ZM20 152V151H19ZM38 152V151H37ZM44 152V151H43ZM110 152V151H109ZM118 152H120V150L118 151ZM122 152V151H121ZM128 152V151H127ZM189 152V151H188ZM195 152V151H194ZM208 152V151H207ZM220 152H221V150H220ZM245 152V151H244ZM4 153V152H3ZM18 153V152H17ZM24 153V152H23ZM50 153V152H49ZM51 153H53L52 151H51ZM113 153V152H112ZM146 153V152H145ZM151 153V152H150ZM157 153V152H156ZM204 153V152H203ZM232 153V152H231ZM6 154V153H5ZM36 154V153H35ZM59 154V153H58ZM63 154V153H62ZM61 154V155H62ZM82 154H83V152H82ZM92 154H93V151H92ZM117 153H115V155H116ZM120 154V153H119ZM208 154V153H207ZM225 154H226V152H225ZM239 154V153H238ZM253 154V153H252ZM64 155V154H63ZM70 155V154H69ZM75 155V154H74ZM80 155H81V153H80ZM106 155V154H105ZM104 155V156H105ZM133 155V154H132ZM139 155V154H138ZM146 155V154H145ZM199 155V154H198ZM201 155V154H200ZM221 155V154H220ZM241 155V154H240ZM258 155V154H257ZM3 156V155H2ZM35 156V155H34ZM44 156V155H43ZM46 156V155H45ZM54 156V155H53ZM83 156V155H82ZM87 156H89V155H87ZM113 156V155H112ZM163 156H165V155H163ZM190 156H191V154H190ZM206 156V155H205ZM224 156V155H223ZM246 156V155H245ZM13 157V156H12ZM38 157V156H37ZM42 157V156H41ZM75 157V156H74ZM90 157V156H89ZM108 157V156H107ZM117 157H119V156H117ZM142 157V156H141ZM145 157V156H144ZM148 157V156H147ZM174 157V156H173ZM179 157V156H178ZM181 157V156H180ZM179 157V158H180ZM186 157V156H185ZM201 157V156H200ZM222 157V156H221ZM233 157V156H232ZM56 158V157H55ZM59 158H60V155H59ZM65 158V157H64ZM79 158V157H78ZM77 158V159H78ZM91 158V157H90ZM89 158V159H90ZM106 158V157H105ZM113 158V157H112ZM127 158V157H126ZM143 158V157H142ZM150 158V157H149ZM176 158V157H175ZM201 158H204V157H201ZM227 158V157H226ZM244 158V157H243ZM11 159V158H10ZM36 159V158H35ZM34 159V160H35ZM40 159V158H39ZM43 159V158H42ZM50 159V158H49ZM62 159V158H61ZM88 158L86 159V160H89ZM97 159V158H96ZM99 159V158H98ZM109 159V158H108ZM169 159V158H168ZM187 159V158H186ZM66 160V159H65ZM69 160H70V158H69ZM75 160V159H74ZM80 160V159H79ZM78 160V161H79ZM85 160V161H86ZM91 160H93V159H91ZM129 160V159H128ZM131 160H132V158H131ZM161 160V159H160ZM159 160V161H160ZM203 160V159H202ZM3 161V160H2ZM11 161V160H10ZM15 161H16V159H15ZM28 161V160H27ZM62 161V160H61ZM84 161V160H83ZM112 161V160H111ZM121 162H122V160H120ZM170 161V160H169ZM169 161L167 162V163H169ZM257 161V160H256ZM24 162V161H23ZM23 162H21V164H20V161H19V165L20 166H25V164L23 163ZM31 162V161H30ZM35 162V161H34ZM41 162V161H40ZM44 162V161H43ZM69 162V161H68ZM71 162V161H70ZM72 162H73V160H72ZM88 162V161H87ZM100 162V161H99ZM119 162V161H118ZM125 162V161H124ZM173 162V161H172ZM198 162V161H197ZM204 162V161H203ZM221 162V161H220ZM228 162V161H227ZM8 163V162H7ZM6 163V164H7ZM10 163V162H9ZM36 163V162H35ZM52 163V162H51ZM74 163V162H73ZM85 163V162H84ZM89 163V162H88ZM115 163H116V160H115ZM151 163V162H150ZM174 163V162H173ZM185 163V162H184ZM212 163V162H211ZM2 164V163H1ZM18 164V163H17ZM66 164V163H65ZM77 164H79V163H77ZM103 164V163H102ZM106 164V163H105ZM119 164V163H118ZM134 164V163H133ZM139 164V163H138ZM198 163H196V165H197ZM13 165V164H12ZM15 165V164H14ZM35 165V164H34ZM49 165V164H48ZM76 165V164H75ZM87 165V164H86ZM89 165V164H88ZM87 165V166H88ZM97 165V164H96ZM113 165V164H112ZM117 165V164H116ZM115 165V166H116ZM130 165V164H129ZM135 165V164H134ZM141 165V164H140ZM145 165V164H144ZM189 165V164H188ZM195 165V164H194ZM251 165V164H250ZM42 166V165H41ZM43 166H45V165H43ZM137 166V165H136ZM156 166V164L154 165V167ZM207 166V165H206ZM210 166V165H209ZM208 166V167H209ZM213 166V165H212ZM218 166V165H217ZM225 166V165H224ZM234 166V165H233ZM2 167V166H1ZM46 167V166H45ZM48 167V166H47ZM52 167V166H51ZM68 167V166H67ZM70 167V166H69ZM78 167H79V165H78ZM114 167V166H113ZM145 167H147L146 165H145ZM162 167V166H161ZM186 167V166H185ZM204 167V166H203ZM229 167V166H228ZM244 167V166H243ZM18 168V167H17ZM48 168H50V167H48ZM94 168V167H93ZM99 168V167H98ZM148 168H150V167H148ZM156 168H158V167H156ZM232 168V167H231ZM237 168V167H236ZM255 168V167H254ZM46 169V168H45ZM54 169V168H53ZM58 169V168H57ZM74 169H76V168H74ZM89 169V168H88ZM171 169H173L172 167H171ZM188 169V168H187ZM207 169V168H206ZM214 169V168H213ZM16 170V169H15ZM69 170V169H68ZM109 170V169H108ZM143 170V169H142ZM149 170V169H148ZM164 170V169H163ZM239 170V169H238ZM6 171V170H5ZM22 171V170H21ZM27 171V170H26ZM25 171V172H26ZM73 171H75V170H73ZM93 171H95L94 169H93ZM92 171V172H93ZM116 171V170H115ZM125 171H127V170H125ZM166 171V170H165ZM193 171V170H192ZM213 171V170H212ZM8 172V171H7ZM49 172V171H48ZM62 172V171H61ZM71 172V171H70ZM81 172V171H80ZM108 172V171H107ZM106 172V173H107ZM143 172V171H142ZM151 172V171H150ZM154 172H155V170H154ZM177 172V171H176ZM21 173V172H20ZM19 173V174H20ZM30 173H31V175H32V179L33 180H35L36 182H38L39 180H40V175H41V171L39 170V168H35V166L32 168V170L30 171ZM44 173V172H43ZM54 173V172H53ZM63 173H68V172H63ZM101 173V172H100ZM164 173V172H163ZM162 173V174H163ZM186 173V172H185ZM253 173H254V171H253ZM22 174V173H21ZM70 174V173H69ZM81 174V173H80ZM87 174V173H86ZM97 174V173H96ZM104 174V173H103ZM144 174H146L147 175V173H145L144 172ZM143 174V175H144ZM161 174V175H162ZM169 174H170V172H169ZM184 174V173H183ZM205 174V173H204ZM232 174V173H231ZM28 175V174H27ZM44 175V174H43ZM109 175V174H108ZM116 175V174H115ZM153 175V174H152ZM179 175V174H178ZM248 175V174H247ZM253 175V174H252ZM22 176V175H21ZM53 176V175H52ZM55 176V175H54ZM69 176V175H68ZM82 176V175H81ZM85 176V175H84ZM95 176V175H94ZM111 176H113V175H111ZM148 176V175H147ZM151 176V175H150ZM170 176V175H169ZM186 176H187V174H186ZM208 176V175H207ZM216 176V175H215ZM243 176V175H242ZM1 177H2V175H1ZM42 177V176H41ZM73 177V176H72ZM74 177H75V175H74ZM73 177V178H74ZM93 177V176H92ZM96 177V176H95ZM94 177V178H95ZM103 177V176H102ZM101 177V178H102ZM165 177V176H164ZM171 177H173V175L171 176ZM190 177V176H189ZM214 177V176H213ZM217 177V176H216ZM6 178V177H5ZM56 179H57V177H55ZM99 178V177H98ZM129 178V177H128ZM142 178V177H141ZM155 178V177H154ZM157 178V177H156ZM238 178V177H237ZM240 178V177H239ZM11 179H13V178H11ZM58 179H60V178H58ZM57 179V180H58ZM76 179H77V177H76ZM87 179V178H86ZM91 179V178H90ZM96 179V178H95ZM119 179V178H118ZM125 179H126V177H125ZM137 179V178H136ZM139 179V178H138ZM146 179V178H145ZM153 179V178H152ZM162 179V178H161ZM165 179V178H164ZM174 179V178H173ZM183 179V178H182ZM217 179V178H216ZM227 179V178H226ZM241 179V178H240ZM28 180V179H27ZM26 180V181H27ZM75 180V179H74ZM79 180V179H78ZM100 180V179H99ZM112 180V179H111ZM188 180V179H187ZM231 180H232V178H231ZM233 180H234V178H233ZM13 181V180H12ZM41 181V180H40ZM109 181V180H108ZM107 181V182H108ZM142 181V180H141ZM144 181V180H143ZM156 181V180H155ZM161 181V180H160ZM179 181V180H178ZM177 181V182H178ZM181 181V180H180ZM189 181H191V180H189ZM11 182V181H10ZM34 182V181H33ZM57 182V181H56ZM67 182H69V181H67ZM106 182V181H105ZM136 182H138V181H136ZM145 182V181H144ZM166 182V181H165ZM176 182V181H175ZM2 183V182H1ZM26 183V182H25ZM44 183H46V182H44ZM74 183V182H73ZM89 183V182H88ZM101 183V182H100ZM236 183V182H235ZM13 185L15 184L16 186H18L17 185V183H16V181H13V183H12ZM43 184V183H42ZM63 184H65V182L63 181ZM106 184V183H105ZM137 184V183H136ZM141 184V183H140ZM149 184H151V183H149ZM153 185H154V183H152ZM158 184V183H157ZM175 184V183H174ZM173 184V185H174ZM244 184V183H243ZM29 185H30V183H29ZM33 185V184H32ZM35 185V184H34ZM66 185V184H65ZM99 185H101V184H99ZM128 185L130 186V187H128ZM204 185V184H203ZM247 185V184H246ZM7 186H8V184H7ZM11 186V185H10ZM40 186H42V185H40ZM55 186V185H54ZM56 186H58V185H56ZM80 186V185H79ZM86 186V185H85ZM112 186V185H111ZM123 186V185H122ZM171 186V185H170ZM190 186H191V184H190ZM24 187H26V186H24ZM47 187H48V185L45 187V186H42L41 187V191L38 193V203L40 204V205H38V206H40V207H43L44 206V208H48V209H50V210H52L51 211V213H53V212H55L56 213V211H57V209L58 208H60L61 206H62V204L60 205L59 204V202H58V200L55 198V194L54 195H51L50 193H49V190L47 189ZM70 187H73V186H70ZM97 187V186H96ZM120 187V186H119ZM131 187H132V185L131 184H129V183H127L126 184V187H124V189L125 190H128V191H130V189H131ZM143 187V186H142ZM158 187V186H157ZM169 187V186H168ZM188 187V186H187ZM5 188H7V187H5ZM28 188H30V187H28ZM36 188H37V186H36ZM49 188H50V185H49ZM64 189H65V187H63ZM75 188V187H74ZM85 188V187H84ZM104 188V187H103ZM121 188V187H120ZM162 188V187H161ZM179 188V187H178ZM228 188V187H227ZM15 189V188H14ZM24 189V188H23ZM38 189V188H37ZM71 189V188H70ZM77 189V188H76ZM80 189V188H79ZM78 189V190H79ZM89 189V188H88ZM91 189V188H90ZM151 189H153L152 188V186H151ZM172 189V188H171ZM193 189V188H192ZM260 189H262V188H260ZM259 189V190H260ZM5 190V189H4ZM19 190V189H18ZM26 190V189H25ZM34 190V189H33ZM102 190H106V189H102ZM148 190V189H147ZM230 190V189H229ZM21 191V190H20ZM36 191V190H35ZM69 191V190H68ZM67 191V192H68ZM91 191V190H90ZM95 191V190H94ZM107 191V190H106ZM124 191V190H123ZM132 191V190H131ZM137 191V190H136ZM169 191V190H168ZM3 192V191H2ZM5 192V191H4ZM16 192H18V191H16ZM24 192V191H23ZM55 192V191H54ZM57 192V191H56ZM59 192V191H58ZM75 192H77V191H75ZM86 192V191H85ZM121 192V191H120ZM126 192V191H125ZM157 192V191H156ZM175 192H177V191H175ZM199 192H200V190H199ZM223 192V191H222ZM241 192V191H240ZM246 192H247V190H246ZM7 193V192H6ZM22 193V192H21ZM60 193H62V192H60ZM104 193V192H103ZM111 193V192H110ZM128 193V192H127ZM261 193V192H260ZM77 194V193H76ZM81 194V193H80ZM79 194V195H80ZM86 194V193H85ZM98 194V193H97ZM96 194V195H97ZM140 194V193H139ZM147 194H149V193H147ZM12 195V194H11ZM10 195V196H11ZM14 195V194H13ZM20 195V194H19ZM33 195V194H32ZM35 195V194H34ZM69 195V194H68ZM71 195V194H70ZM101 195V194H100ZM115 195V194H114ZM150 195V194H149ZM159 195H161V194H159ZM200 195V194H199ZM204 195V194H203ZM248 195V194H247ZM256 195V194H255ZM2 196V195H1ZM7 196V195H6ZM27 196V195H26ZM36 196V195H35ZM54 196V197H53ZM67 196V195H66ZM65 196V197H66ZM90 196V195H89ZM104 196V195H103ZM120 196V195H119ZM134 196V195H133ZM29 197V196H28ZM60 197V196H59ZM73 197V196H72ZM141 197V196H140ZM143 197V196H142ZM13 198H14V196H13ZM18 198V197H17ZM30 198H31V196H30ZM58 198V197H57ZM63 198V197H62ZM67 198V197H66ZM81 198V197H80ZM84 198V197H83ZM99 198V197H98ZM125 198V197H124ZM124 198H122V200L124 199ZM127 198V197H126ZM150 198V197H149ZM164 198V197H163ZM257 198V197H256ZM261 198V197H260ZM12 199V198H11ZM68 199V198H67ZM137 199V198H136ZM143 199H144V197H143ZM157 199V198H156ZM179 199V198H178ZM197 199V198H196ZM221 199V198H220ZM9 200V199H8ZM72 200V199H71ZM94 200V199H93ZM92 200V201H93ZM97 200V199H96ZM108 200V199H107ZM110 200V199H109ZM135 200V199H134ZM102 201V200H101ZM180 201V200H179ZM190 201V200H189ZM199 201V200H198ZM221 201H222V199H221ZM254 201V200H253ZM259 201V200H258ZM264 201V200H263ZM14 202V201H13ZM73 202H74V200H73ZM78 202V201H77ZM99 202V201H98ZM98 202H96V203H98ZM120 202V201H119ZM145 202V201H144ZM182 202V201H181ZM8 203V204H7ZM9 203L10 202H6V198H4L3 196L2 197H0V215H2V214H4V215H6V216H12V217H14V215H13V208H17L18 210L19 209H23V208H25L26 206H27V203H26V201H22V200H20V199H18V200H15V203H14V205H15V207H13L12 208V204L11 205H9ZM116 203V202H115ZM125 203V202H124ZM138 203V202H137ZM183 203V202H182ZM223 203V202H222ZM259 203H261L260 201H259ZM64 204V203H63ZM71 204H72V202H71ZM74 204V203H73ZM76 204V203H75ZM82 204V203H81ZM94 204V203H93ZM136 204V203H135ZM146 204V203H145ZM213 204V203H212ZM231 204V203H230ZM100 205V204H99ZM102 205V204H101ZM108 205V204H107ZM116 205V204H115ZM190 205V204H189ZM78 206V205H77ZM95 206V205H94ZM139 206V205H138ZM141 206H143V205H141ZM173 206V205H172ZM194 206V205H193ZM209 206V205H208ZM107 207V206H106ZM110 207V206H109ZM113 207V206H112ZM118 207V206H117ZM255 207V206H254ZM68 208V207H67ZM71 208V207H70ZM69 208V209H70ZM96 208V207H95ZM126 208H127V206H126ZM129 208V210H124L123 211V213H122V218L124 219L123 220V222H122V225L124 226V227H126L127 229H129V231L131 232V231H135V232H132L131 233V236H133L134 237V239L137 237V236H139V237H141V236H145V234L149 231V230H147L146 229V227H144L143 225H140L141 223H139L137 226H133V225H131L129 222H124L126 219L125 218H127V217H131V216H133V217H135V214L133 215L132 213H134L135 212V209H137V208H131V207H128ZM174 208V207H173ZM209 208V207H208ZM234 208V207H233ZM27 209H30L29 210V214H30V218H29V220L31 221V224L32 225H36V227H39V229L41 230H43L44 231V233H45V231H46V233H47V236H49L50 237V239H51V237H53L54 238V240H55V238H57V236L59 235V234H57L58 232H55V229H58V228H56V227H58V225L57 226H54V228L53 229H50L49 228V223H50V220H51V217H50V214L48 213V210L46 211V212H43V213H39V212H42V211H45L44 209L42 210V209H39V211H38V209H37V207H35V206H27ZM103 209V208H102ZM117 209V208H116ZM119 209V208H118ZM185 209V208H184ZM205 209V208H204ZM65 210H67V209H65ZM93 210H95V209H93ZM92 210V211H93ZM167 210H169V209H167ZM192 210V209H191ZM232 210V209H231ZM257 210H258V208H257ZM63 211V210H62ZM71 211V210H70ZM69 211V212H70ZM77 211V210H76ZM114 211V210H113ZM112 211V212H113ZM136 211H138V210H136ZM165 211V210H164ZM163 211V212H164ZM174 211V210H173ZM16 212V211H15ZM85 212V211H84ZM94 212V211H93ZM97 212V211H96ZM101 212V211H100ZM111 212V211H110ZM116 212V211H115ZM156 212H157V210H156ZM161 212V211H160ZM168 212V211H167ZM242 212V211H241ZM262 212H264V211H262ZM65 213V212H64ZM75 213V212H74ZM171 213H173V212H171ZM187 213V212H186ZM194 213V212H193ZM58 214V213H57ZM71 214V213H70ZM96 214V213H95ZM103 214V213H102ZM136 214H138V213H136ZM185 214V213H184ZM184 214H183V216H184ZM198 214V213H197ZM202 214V213H201ZM204 214V213H203ZM207 214V213H206ZM225 214V213H224ZM17 215V214H16ZM26 215V214H25ZM64 215V214H63ZM87 215H89V213L87 214ZM86 215V216H87ZM100 215V214H99ZM110 215V214H109ZM112 215V214H111ZM117 215V214H116ZM164 215H165V213H164ZM187 215V214H186ZM231 215V214H230ZM20 216H21V214H20ZM73 216H74V214H73ZM84 216V215H83ZM107 216V215H106ZM115 216V215H114ZM168 216H169V214H168ZM189 216V215H188ZM226 216V215H225ZM229 216V215H228ZM228 216H226V217H228ZM245 216V215H244ZM16 217V216H15ZM55 217V216H54ZM58 217V216H57ZM60 217V216H59ZM75 217V216H74ZM85 217V216H84ZM99 217V216H98ZM143 217H145V216H143ZM153 217V216H152ZM193 217V216H192ZM200 217V216H199ZM234 217V216H233ZM232 217V218H233ZM261 217V216H260ZM3 218V217H2ZM53 218V217H52ZM77 218V217H76ZM89 218V217H88ZM95 218V217H94ZM93 218V219H94ZM105 218V217H104ZM151 218V217H150ZM230 218V217H229ZM17 219V218H16ZM58 219V218H57ZM101 219V218H100ZM114 219V218H113ZM153 219V218H152ZM182 219V218H181ZM204 219H205V217H204ZM223 219V218H222ZM22 220H23V217H22ZM22 220L20 221V222H22ZM25 220V219H24ZM23 220V221H24ZM56 220V219H55ZM59 220V219H58ZM145 220V219H144ZM156 220V219H155ZM179 220V219H178ZM254 221H255V219H253ZM1 221V220H0ZM16 221V220H15ZM29 221V222H30ZM103 221V220H102ZM105 221V220H104ZM116 221V220H115ZM167 221V220H166ZM189 221V220H188ZM53 222V221H52ZM67 222V221H66ZM76 222H78V221H76ZM85 222V223H84ZM121 222V221H120ZM164 222V221H163ZM218 222V221H217ZM227 222V221H226ZM245 222V221H244ZM62 223V222H61ZM80 223V222H79ZM82 223H83V225L85 226H87V227H90V223L89 222H87L86 223V221H82ZM82 223L80 224L81 226H82ZM100 223V222H99ZM102 223V222H101ZM136 223V222H135ZM148 223V222H147ZM182 223V222H181ZM187 223V222H186ZM185 223V224H186ZM201 223H202V221H201ZM205 223V222H204ZM232 223V222H231ZM253 223V222H252ZM255 223V222H254ZM16 224V223H15ZM14 224V225H15ZM18 224H20V223H18ZM55 224V223H54ZM58 224V223H57ZM60 224V223H59ZM65 224V223H64ZM116 224H118V223H116ZM133 224H134V222H133ZM137 224V223H136ZM144 224V223H143ZM218 224V223H217ZM14 225H13V227H14ZM100 225V224H99ZM104 225V224H103ZM162 225V224H161ZM244 225V224H243ZM4 226V225H3ZM17 226V225H16ZM71 226V225H70ZM75 226V225H74ZM83 226V227H84ZM112 226V225H111ZM217 226V225H216ZM68 227V226H67ZM101 227V226H100ZM113 227V226H112ZM165 227V226H164ZM202 227V226H201ZM211 227V226H210ZM220 227V226H219ZM239 227H240V225H239ZM242 227V226H241ZM256 227V226H255ZM260 227V226H259ZM8 228H10V227H8ZM64 228V227H63ZM103 228V227H102ZM118 228V227H117ZM156 228V227H155ZM187 228V227H186ZM213 228V227H212ZM217 228V227H216ZM231 228V227H230ZM247 228H249V227H247ZM24 229V228H23ZM85 229V228H84ZM10 230V229H9ZM14 230V229H13ZM39 230V231H40ZM41 230V231H42ZM48 230V231H47ZM118 230V229H117ZM136 230H137V232H136ZM158 230V229H157ZM218 230L220 231L221 229L220 228H218ZM3 231V230H2ZM12 231V230H11ZM16 231V230H15ZM37 231H38V229H37ZM64 231V230H63ZM110 231V230H109ZM161 231V230H160ZM216 231V230H215ZM30 232V231H29ZM34 232V231H33ZM61 232V231H60ZM101 232V231H100ZM116 232V231H115ZM115 232H114V234H115ZM129 232V233H130ZM179 232V231H178ZM233 232H235L234 231V229H233ZM6 233V232H5ZM104 233V232H103ZM113 233V232H112ZM134 233H137L136 235L134 234ZM168 233V232H167ZM183 233V232H182ZM221 233H223V232H221ZM227 233V232H226ZM230 233V232H229ZM261 233V235L257 232H255L254 230H251V231H249L247 234H244V232H243V234H240V231L237 233L238 235L236 236V232L234 233V234H232V237L231 238H226L223 234L221 235V240H224L225 241V243L224 244H226L227 245V248H230V249H232V250H236V247H234L235 246V244L236 245H239L240 243H242V245L243 246H241L240 247V249H239V251L241 250V252L239 253V254H241L240 255V261H239V264H264V228H263V230L260 232ZM17 234V233H16ZM26 234V233H25ZM102 234V233H101ZM176 234V233H175ZM225 234V233H224ZM13 235V234H12ZM11 235V236H12ZM57 235V236H56ZM61 235V234H60ZM64 235V234H63ZM63 235L62 236H60V237H63ZM83 235H85V234H83ZM97 235H98V233H97ZM111 235V234H110ZM148 235V234H147ZM181 235V234H180ZM1 236V235H0ZM9 236V235H8ZM101 236V235H100ZM99 236V237H100ZM217 236V235H216ZM229 236V235H228ZM2 237V240L0 239V254H1V252H4V250L7 248V245H8V243H9V239L8 238H3V236H1ZM18 237V236H17ZM22 237H24V235L22 236ZM31 237V236H30ZM40 237H41V235H40ZM109 237V236H108ZM142 237V238H143ZM157 237V236H156ZM12 238V237H11ZM42 238H43V236H42ZM20 239V238H19ZM172 239V238H171ZM176 239H177V237H176ZM21 240H23V238L21 239ZM48 240V239H47ZM53 240V241H54ZM96 240V239H95ZM149 240H150V238H149ZM170 240V239H169ZM32 241H34V239L32 240ZM56 241V240H55ZM58 241H59V239H58ZM66 241V240H65ZM82 241V240H81ZM98 241V240H97ZM107 241V240H106ZM174 241V240H173ZM176 241V240H175ZM202 241V240H201ZM207 241V240H206ZM22 242V241H21ZM40 242V241H39ZM48 242V241H47ZM70 242V241H69ZM96 242V241H95ZM100 242V241H99ZM127 242V241H126ZM129 242V241H128ZM134 242V241H133ZM144 242V243H143ZM166 242H168V241H166ZM178 242V241H177ZM23 243V242H22ZM34 243V242H33ZM58 243V242H57ZM62 243H64V242H62ZM68 243V242H67ZM81 243V242H80ZM84 243V242H83ZM137 248L136 249H138V247H140V249L138 250L139 251V254L136 256V260H134L135 262H132L131 264H147V256L149 257V258H151V257H154V258H156L155 257V254H152V252H155V250L154 249H151V248H154V247H152L151 245V240L150 241H148V242H146L145 243V239L143 240V241H140V240H137ZM155 243H157V242H155ZM199 243V242H198ZM26 244V243H25ZM30 244V243H29ZM32 244V243H31ZM30 244V245H31ZM52 244V243H51ZM59 244V243H58ZM222 244V243H221ZM42 245V244H41ZM57 245V244H56ZM72 245V244H71ZM82 245V244H81ZM97 245V244H96ZM106 245V244H105ZM129 246H130V243L128 244ZM223 245V244H222ZM24 246V245H23ZM36 246V245H35ZM45 246H47V245H45ZM75 246V245H74ZM135 246V247H136ZM200 246V245H199ZM214 246V245H213ZM27 247V246H26ZM25 247V248H26ZM41 247V246H40ZM73 247V246H72ZM96 247H98V246H96ZM169 247V246H168ZM201 247V246H200ZM210 247V246H209ZM219 247V246H218ZM17 248V247H16ZM20 248V247H19ZM29 248H30V246H29ZM68 248V247H67ZM86 248V247H85ZM121 248V247H120ZM129 248V247H128ZM212 248V247H211ZM34 249H36V247H34ZM33 249V250H34ZM39 249V248H38ZM72 249V248H71ZM76 249V248H75ZM198 249V248H197ZM13 250H15V249H13ZM18 250V249H17ZM20 250V249H19ZM18 250V251H19ZM29 250V249H28ZM52 250V249H51ZM60 250V249H59ZM85 250V249H84ZM99 250V249H98ZM166 250V249H165ZM172 250V249H171ZM175 250V249H174ZM76 251V250H75ZM228 251V250H227ZM8 252H9V250H8ZM16 252V251H15ZM25 252V251H24ZM29 252V251H28ZM42 252V251H41ZM63 252V251H62ZM69 252V251H68ZM86 252V251H85ZM179 252V251H178ZM196 252V251H195ZM13 253V252H12ZM11 253V254H12ZM35 253H36V251H35ZM64 253V252H63ZM70 253V252H69ZM77 253V252H76ZM105 253V252H104ZM110 253V252H109ZM132 253V252H131ZM197 253V252H196ZM200 253V252H199ZM217 253V252H216ZM215 253V254H216ZM237 253V252H236ZM10 254V253H9ZM37 254V253H36ZM39 254V253H38ZM44 254V253H43ZM48 254V253H47ZM62 254V253H61ZM168 254V253H167ZM230 254V253H229ZM232 254V253H231ZM28 255V254H27ZM98 255H100V254H98ZM102 255V254H101ZM108 255V254H107ZM113 255V254H112ZM111 255V256H112ZM136 255V254H135ZM170 255V254H169ZM173 255V254H172ZM176 255V254H175ZM192 255V254H191ZM213 255V254H212ZM1 256V255H0ZM24 256V255H23ZM23 256H22V253L21 252H17V253H15L14 255H13V259H12V256H6V257H3V259L2 260H0V264H11V262H12V260H14V262L16 261L17 262V264H21L22 262H23ZM40 256V255H39ZM45 256V255H44ZM47 256V255H46ZM50 256V255H49ZM66 256H67V254H66ZM110 256V255H109ZM110 256V257H111ZM166 256V255H165ZM181 256V255H180ZM199 256H200V254H199ZM222 256H223V254H222ZM2 257V256H1ZM32 257V256H31ZM36 257V256H35ZM42 257V256H41ZM59 257H60V255H59ZM63 257V256H62ZM198 257V256H197ZM197 257H194V258H197ZM202 257V256H201ZM213 257V256H212ZM219 257V256H218ZM232 257V256H231ZM234 257V256H233ZM34 258V257H33ZM43 258H45V257H43ZM73 258V257H72ZM82 258H83V254H82ZM94 258V256H90L89 258H87V259H89L88 261H87V263L86 264H101L100 263V261L98 260V259H93ZM165 258H167V257H165ZM182 258V257H181ZM190 258V257H189ZM206 258V257H205ZM36 259V258H35ZM38 259V258H37ZM48 259V258H47ZM57 259V258H56ZM81 259V258H80ZM120 259V258H119ZM122 259V258H121ZM127 259V258H126ZM164 259V258H163ZM188 259V258H187ZM239 259V258H238ZM27 260V259H26ZM61 260V259H60ZM71 260V259H70ZM69 260V261H70ZM154 260V259H153ZM191 260H192V258H191ZM202 260V259H201ZM53 261V260H52ZM52 261H50L49 263H51ZM54 261H56V260H54ZM74 262H75V260H73ZM130 261V260H129ZM157 261V260H156ZM182 261V260H181ZM236 261V260H235ZM29 262V261H28ZM67 262H68V260H67ZM164 262V261H163ZM173 262H175L174 260H173ZM195 262V261H194ZM197 262V261H196ZM203 262V261H202ZM205 262V261H204ZM207 262V261H206ZM55 263V262H54ZM61 263H63V262H61ZM70 263V262H69ZM83 264H84V262H82ZM104 263V262H103ZM170 263V262H169ZM192 263V262H191ZM52 264V263H51ZM65 264V263H64ZM68 264V263H67ZM74 264V263H73ZM122 264H124V262H122ZM126 264H128V263H126ZM150 264H156L155 262H151ZM162 264V263H161ZM201 264V263H200ZM212 264H226V262L224 261V259L223 258H218L217 259V261H213V263ZM237 264V263H236Z\"/></svg>","mask_w":264,"mask_h":264}]
</instances>
